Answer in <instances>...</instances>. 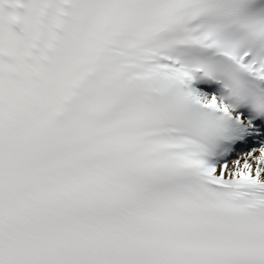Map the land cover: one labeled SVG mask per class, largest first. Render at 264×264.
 <instances>
[{
  "label": "snow or ice",
  "instance_id": "6c2138e0",
  "mask_svg": "<svg viewBox=\"0 0 264 264\" xmlns=\"http://www.w3.org/2000/svg\"><path fill=\"white\" fill-rule=\"evenodd\" d=\"M0 264H264V0H0Z\"/></svg>",
  "mask_w": 264,
  "mask_h": 264
}]
</instances>
